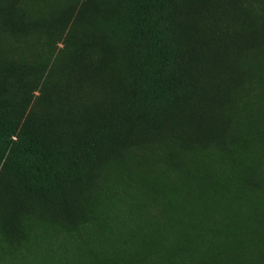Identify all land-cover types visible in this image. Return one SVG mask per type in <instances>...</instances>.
<instances>
[{"label":"rangeland","instance_id":"rangeland-1","mask_svg":"<svg viewBox=\"0 0 264 264\" xmlns=\"http://www.w3.org/2000/svg\"><path fill=\"white\" fill-rule=\"evenodd\" d=\"M263 38L264 0H0V264H264Z\"/></svg>","mask_w":264,"mask_h":264},{"label":"bare ground","instance_id":"bare-ground-1","mask_svg":"<svg viewBox=\"0 0 264 264\" xmlns=\"http://www.w3.org/2000/svg\"><path fill=\"white\" fill-rule=\"evenodd\" d=\"M240 30H242L241 27H240ZM243 30H244V29H243ZM91 88H92V87H91ZM91 88H90V89H91ZM97 89H98V88H97ZM94 90H96V89H94ZM90 91H92V90H90ZM80 92H81V91H80ZM82 92H83V90H82ZM82 92H81V93H82ZM81 93H80V94H81ZM88 93H89V91H88ZM88 93H87V97H85V100H86V98H88ZM92 93H93V91H92ZM84 94H85V90H84ZM98 94H99V93H98ZM95 95H96V94H95ZM64 98H65V97H64ZM77 98H78V97H77ZM77 98H76V99H77ZM79 98H81L80 100H82V97L79 96ZM94 98H95V97H94ZM65 99H66V98H65ZM83 99H84V97H83ZM92 99H93V98H92ZM72 100H73V99L70 100L71 103H72ZM74 100H75V99H74ZM78 100H79V99H78ZM85 100H84V101H85ZM70 101L67 100V103L70 102ZM82 101H83V100H82ZM84 101H83V102H84ZM64 102H66V100H65ZM76 102H77V101H76ZM71 103H70V106L73 105V104L71 105ZM73 103H75V102L73 101ZM84 103H86V102H84ZM68 104H69V103H68ZM80 104H81V102L78 104V106H79ZM86 104H87V103H86ZM76 105H77V104H76ZM81 105H82V104H81ZM83 105H84V104H83ZM73 107H74V106H73ZM76 108H77V106H76ZM73 109H74V108H73ZM78 109H79V107H78ZM84 111H85V109H84ZM136 121H137V120H136Z\"/></svg>","mask_w":264,"mask_h":264},{"label":"trees","instance_id":"trees-1","mask_svg":"<svg viewBox=\"0 0 264 264\" xmlns=\"http://www.w3.org/2000/svg\"><path fill=\"white\" fill-rule=\"evenodd\" d=\"M264 39V38H263ZM264 42V41H263ZM264 44V43H263Z\"/></svg>","mask_w":264,"mask_h":264}]
</instances>
